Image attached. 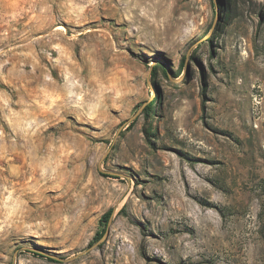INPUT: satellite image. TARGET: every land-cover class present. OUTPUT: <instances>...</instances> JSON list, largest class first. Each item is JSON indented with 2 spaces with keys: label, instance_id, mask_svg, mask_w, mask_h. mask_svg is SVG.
<instances>
[{
  "label": "rangeland",
  "instance_id": "obj_1",
  "mask_svg": "<svg viewBox=\"0 0 264 264\" xmlns=\"http://www.w3.org/2000/svg\"><path fill=\"white\" fill-rule=\"evenodd\" d=\"M0 264H264V0H0Z\"/></svg>",
  "mask_w": 264,
  "mask_h": 264
},
{
  "label": "trees",
  "instance_id": "obj_2",
  "mask_svg": "<svg viewBox=\"0 0 264 264\" xmlns=\"http://www.w3.org/2000/svg\"><path fill=\"white\" fill-rule=\"evenodd\" d=\"M209 41L211 42L212 39H209ZM153 71H156V67L153 68ZM154 103H155V102H152V103H150V104L146 107V112L149 113V110L154 109V106H153ZM113 213H114V208H110L107 212L104 213V215H103L104 220L107 221V222H109V220H110V218L112 217ZM106 230H107V228H104L103 231H102L101 233H99L97 237H99V238L103 237L104 234L106 233ZM49 258H50L51 260H54V259L51 258V257H49Z\"/></svg>",
  "mask_w": 264,
  "mask_h": 264
},
{
  "label": "water",
  "instance_id": "obj_3",
  "mask_svg": "<svg viewBox=\"0 0 264 264\" xmlns=\"http://www.w3.org/2000/svg\"><path fill=\"white\" fill-rule=\"evenodd\" d=\"M109 231H110V228L108 227L107 230H106V233L104 234V237L109 234Z\"/></svg>",
  "mask_w": 264,
  "mask_h": 264
}]
</instances>
